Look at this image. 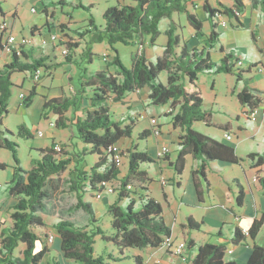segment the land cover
<instances>
[{"label": "trees", "instance_id": "16d2710c", "mask_svg": "<svg viewBox=\"0 0 264 264\" xmlns=\"http://www.w3.org/2000/svg\"><path fill=\"white\" fill-rule=\"evenodd\" d=\"M196 0H134V5L113 6L106 9L102 14L103 25L98 27L90 16L87 28L83 31H75L76 41L70 43L67 48L77 49L79 41L85 36H90L88 42L80 54V60L86 64L92 63V45L106 43L110 49L117 43H143L141 38L149 36L150 45L160 36L158 28L161 19H169V28L165 31L167 43L163 54L155 58V62H149L143 51L132 56L130 69H126L119 59L117 51H114L110 65L115 72L107 69L96 71L89 76H80L77 83V91L72 98H54L45 101L41 108V117L47 119L49 113L56 116L55 127L67 129L69 124L74 128L75 140L82 146L78 152L74 170L69 172V189L77 196L76 209H82L89 216L88 224L82 225L66 218L59 219L53 228L60 239V251L63 258L79 264H107L106 260L118 262L124 257L129 248L146 249L161 247L163 239L171 236L170 229L163 221V210L159 202L146 194V172L142 170L144 165L153 164L155 161L144 151H138L136 146L126 150L127 170L121 175L119 165L107 152L108 147L118 144L124 138H131L134 126L133 120L122 125L121 122L111 120L108 102H122L129 95L143 88H148V99L154 106L169 104L171 111L168 116L172 125L182 130L177 142V156L172 167L175 176L181 177L187 157L199 161L198 168L192 172L193 178L199 175L206 182V169L212 162H224L239 164L241 159L236 155L235 149L214 138L205 136L193 130L195 123L211 124V110L204 108L203 97L197 86L198 78L203 73L213 75L220 73H232L235 67L237 81L246 73L241 67L236 66L238 61L235 54L225 52L222 46L219 51L223 54L219 63L211 60L210 49L220 43L221 33L218 31L216 13L225 15L228 19H235L242 26L238 16L245 11L244 0H230L231 7L218 4L219 8H213L207 0H202V11L205 20L209 24L210 32L206 37L205 44L201 49H189L177 33L179 25L172 20L174 13L184 14L188 25L194 31L197 39H202L203 22L192 12ZM252 7L258 9L264 21V0H251ZM57 5L63 6L62 0ZM76 8L84 7L77 5ZM91 10V7L87 8ZM37 33H32L35 36ZM40 34V33H39ZM2 46V43H1ZM3 49V46H2ZM30 48L21 46L17 54L12 52L10 63L0 69V149L11 152L15 166L10 182L7 184L8 193L17 200L10 214L11 225L0 233L1 246L4 258L0 264H40L44 255L49 252L47 246L41 240L40 231L44 237H48V226L43 220L41 213L48 210L47 203L50 198V181L53 177L67 170L72 160L58 158L53 148L54 142L46 148L34 150L37 154L32 158L31 167L25 170L21 167L17 158L16 144L8 135L13 133L3 127V119L8 113V103L11 97L12 75L15 73H34L41 69L47 72L56 65L46 64L48 57H29L25 51ZM67 63L72 62V56H62ZM251 66L250 68H254ZM82 74H86V67H79ZM165 74V79L160 80V74ZM36 96L33 86L29 94L22 101L24 107H29ZM239 103L248 110L256 108V98L246 90L237 94ZM83 100L88 102L82 116L68 119L66 113L74 112ZM19 138L31 139L33 132L24 125H19L17 134ZM148 131L139 133L138 140H145ZM95 156V163L85 170L86 165L83 157ZM68 156V154H65ZM249 158L256 157L254 154ZM264 163V155L259 156L257 164ZM5 169V164L0 163V170ZM144 169V168H143ZM197 196L200 199L198 183L193 179ZM116 182V197L112 204L106 208L110 216L111 231L105 232L97 226V219L93 207L84 201V195L91 192L94 197L104 191L111 183ZM264 188V179L261 181ZM131 194L137 196L132 197ZM237 203L242 205L243 192L240 189L237 195ZM126 202V203H125ZM264 223V213L259 219L253 221L248 229V235H243L236 229L234 237L236 242L246 243V238L254 241ZM186 227L189 231H197L200 224L187 220ZM108 243L116 250L121 258L116 259L112 255H95V238ZM22 246L20 256L14 257V251ZM194 247L192 240L187 242V264H236L234 261L225 259L223 247L204 244L197 247L195 254L190 257V251ZM136 264H142L143 258L133 254ZM52 264H59L53 260ZM247 264H264V247L252 244Z\"/></svg>", "mask_w": 264, "mask_h": 264}, {"label": "crops", "instance_id": "0c3cea01", "mask_svg": "<svg viewBox=\"0 0 264 264\" xmlns=\"http://www.w3.org/2000/svg\"><path fill=\"white\" fill-rule=\"evenodd\" d=\"M58 1L59 0H17V2L15 3L14 1L0 0V23L5 22L8 27V32L14 35L17 39L29 37L32 33H40V35L43 36V34L46 32L47 35L51 33L65 35L71 43H74L76 41L74 32L85 30L87 28L89 18H85L84 23L75 25L77 21L73 19V15L66 8L73 7V9L76 10L78 9L76 8L77 5H85L83 4L84 0H62L64 3L63 6L57 5ZM207 1L213 8H216L219 3L229 6L232 5V2L230 0ZM244 1L246 4L245 11L238 17L242 26L238 25L237 27L236 25L231 24L230 27L233 29L241 28L250 30L253 46L258 53L256 59L249 62L246 60L245 54L243 55L241 52H234L237 60H241L243 62V66L240 70L246 72L241 76L240 81H237L235 72H237L238 70L235 67V63L233 62L234 69L232 73H220L216 75L206 73L208 76L211 75L213 78L211 85L208 88L209 91H207L206 87L198 86L197 83V86L202 93L204 108L207 110H211L212 113L211 124L209 126H206L202 123L203 131L199 132L205 136H209L233 147L235 149L236 155L241 159V161L239 162V164L212 162L206 169V182L199 175H196L194 178L198 183L200 199L197 196L193 181L194 178L192 175V172L198 168L199 161L191 157H187L185 168L181 177H176L172 167L169 165L176 159V156L171 155L170 147L171 145H174L175 151L177 153L178 138L180 135H182V130L178 127H174L172 125L171 118L168 116L167 111L170 108L169 104L160 105V110L159 112H156V114H148L147 111L150 109V106L152 107L154 105H152L148 99L149 90L146 87L134 93H130L122 100V102H113V104H120L126 109L125 114H122V119H124V121L117 120L118 122H121L122 125L128 124L130 120H133L134 122L131 138H124L117 145L124 146L126 149H130L132 146H136L138 151L146 152L148 156L155 161L153 164L146 167V169L142 168V170L146 172L147 176V181L143 185L146 187V194L160 203L163 210V221L165 225L170 229L172 239L178 242L185 241L186 243L189 240H192L194 247L190 251V257L195 254L197 247L200 245L211 244L223 247L225 250V259L234 261L238 264H247V259L250 254V247L253 243L264 247V223L254 241L246 238V243L236 242L234 237V232L236 229L240 230V232H242L243 230H248L251 227L253 221L259 219L262 213H264V188L261 185V181L264 179V163L257 164L258 157L264 155V147L260 145L264 140V98L262 97V93L264 92V81L261 75L256 74L254 72V69L250 68L251 66L257 65H261L264 67V52L259 43L261 33L258 32V22H260L261 19L263 21V18L260 11L258 9L255 10L252 7L251 0ZM202 2V0H196L194 2L195 7H197L198 3ZM88 4V6L91 7V10L96 9V6H100V3H96L94 0H89ZM125 5H134V0H105L104 6L100 7L101 9H97L100 10V14L102 16L103 12L110 7ZM32 8L35 9V12H32ZM57 9L62 15L60 18ZM37 13H40L42 15L39 20H37L33 15H36ZM175 14L177 13H174L172 15V20L180 27L177 33L181 37L182 41L186 43L189 49H201L205 44L206 37L209 35L204 32L205 25L203 24L202 28L204 34L202 39H197L194 36V31L189 25L187 37L185 38L182 33L183 27L173 18ZM95 23L98 27H101L103 25V20L101 22H98L95 19ZM168 28L169 25L165 30H167ZM217 29L221 33L219 39L220 43L210 49L211 60L215 63H219L223 56L220 51H216L218 49V45L222 46L225 52H233V50L231 51L225 48L222 44L221 38L224 34V30L220 27H218ZM3 38L4 34L0 33V69H2L4 65L10 63L11 61V55L2 49L1 43L3 41ZM89 38L90 36H85L84 39H81L79 41V47L77 49H73V56L71 57L72 62H80V54L82 53V50L85 47L86 42H88ZM159 38L160 37H158V39L156 40L155 46H149L148 40L145 38V36L141 38V42L143 43L142 51L146 59L151 63L154 62L151 61L150 54L151 56H153V58L161 56L167 43V37L163 42L159 41ZM35 40L36 41L34 46H30V49L28 51H25V53L27 56L34 58L46 56L48 57V60L45 61L46 64L56 65L55 68L47 72V77L50 80L49 84L45 82V78L41 77L38 82H34L32 74L26 73H22L19 76H15L13 74L11 78L14 85L20 86L22 88L24 87L26 80L31 79L34 82L32 87H35L36 96L33 99L39 96V105L41 112L42 104L47 100L54 98H72L74 96V93L77 91V85H74V77L72 75V73L74 72V63H67L62 56L58 57L56 55L57 53H60L61 55V50L57 45L50 44L46 46L49 48V51L46 52L44 50V47L38 46L37 38H35ZM196 42H198V44ZM97 45L100 46V49L98 51L96 50ZM109 49V46L103 42L92 45L91 52L96 55L100 54L101 57L104 55H108L107 58L111 59L113 55L111 54ZM70 52L71 49L69 50L68 56H71ZM213 52L216 53L215 58L213 57ZM60 67L65 69V71H63L61 75L57 73V70ZM105 69H107L111 73L115 72L114 67L111 66L110 63L104 64L102 62L100 64V70ZM91 74L93 73H89L88 70L86 74H82L80 70L74 73L77 81L79 80L80 76L85 77ZM221 75H225L226 77H228V81L232 83L229 92L231 95H234L237 101L235 111L228 109V106L224 103H221L218 99L217 81L218 78L221 77ZM56 79L61 80V83L59 85L54 84V80ZM41 88L45 89V94L39 93V90ZM69 90L72 91L71 94ZM242 90H246L252 97L258 100L256 102V108L259 109V114L255 122H252L245 117L247 107L241 105L237 99V94ZM29 91L23 93L25 97L29 94ZM205 96H207V99ZM86 102V100H83L82 105L74 112L68 111L70 112V118L82 116L83 110L88 105V102L87 104H85ZM126 102L128 103L126 104ZM217 110H221L228 116L219 118L218 121H215L214 117L216 114L218 115V112H216ZM139 116H143V118L141 119L139 118ZM146 120H148V123H141L140 127H138L140 122ZM4 121L5 118L3 119V127L5 128ZM67 124H69V122H67ZM197 125H200V123H195L193 125V128ZM155 129H158L160 132L158 136H155L153 134V131ZM36 130L39 129L36 127H33V129H31L34 136ZM62 130L64 129H60V131ZM135 130H137L135 136L138 141L137 143L134 142L133 138ZM143 131H148L149 135L145 140H143L145 144L144 147L140 150L139 142H141L142 140H138V135ZM224 133L229 134L231 136V140L227 141L223 136ZM43 137L47 139V133L43 134ZM57 137L61 139L60 134L57 132H52L51 136L48 135L50 143L52 141L58 142L56 140ZM245 140H251L254 145L251 144L250 148L247 150L245 156L243 157L237 153V148L239 147L240 143ZM164 146L168 148V154L163 159H157V151ZM46 147H48V145L44 144L36 145L32 149H30L37 150ZM4 150L5 149H0V153ZM252 154H254L256 157L249 158L248 156ZM32 158H34V155L31 156V159ZM0 163L5 164V169L0 170V173H5V178L3 179L4 181H2V183L0 182L1 233V231L10 227L11 225L10 214L12 211V207L17 203V200L9 195L7 189V184L10 182L13 175L15 163L12 162L10 163V165H8L1 159ZM126 170L127 167L124 172H121V175H124ZM165 170L170 171L169 176L165 175ZM187 170L189 171L193 187L192 196L188 200L184 198V193L183 195H179L177 197L179 189L183 187V179ZM161 178H164L167 181L165 185L161 184ZM253 179H255L256 181H253ZM240 189L243 192L242 205H239L236 200ZM114 194L116 195V192ZM114 200L115 196L110 197V195H104L101 199L98 200V202L95 203L99 204L98 206L100 207V209H104L106 212L107 206L112 204ZM91 205L93 207V204ZM94 208L95 207H93L95 213ZM189 218L196 223L200 221V228L197 231H189L186 227V223ZM86 224H88V222ZM178 227L181 231V234L179 236L175 235ZM52 231L54 230L52 229ZM110 231L111 228L109 232ZM200 233L203 236L199 235ZM53 237V242L50 244H47V238H45V242L43 241L47 246L49 252L44 255L40 264H52L53 260H55L53 258L51 245L56 244L60 247V239L55 231L53 232ZM97 239H100L99 236L95 238V244ZM106 245L107 246L105 247H108L106 255H112L116 259L121 258L116 254L117 252L114 248H112L108 243H106ZM20 247H18L17 250L14 251V257L20 256V252H16ZM145 250L150 251V253L151 251L153 253H162L164 257L156 259L157 263L160 264H170V262L164 261V258H176L161 247L146 248ZM228 251H231V253L229 254ZM95 255L97 256L96 253ZM4 257V252L0 248V259ZM55 261L59 264H70L69 260H66L64 258H62V260L56 259ZM106 263L117 264L118 262L106 260ZM142 264H146V260L144 258Z\"/></svg>", "mask_w": 264, "mask_h": 264}, {"label": "rangeland", "instance_id": "374dc122", "mask_svg": "<svg viewBox=\"0 0 264 264\" xmlns=\"http://www.w3.org/2000/svg\"><path fill=\"white\" fill-rule=\"evenodd\" d=\"M8 1H14L15 3L17 2V0H8ZM89 0H84L83 7L82 8H78V9H73V7H68L66 8L67 10L70 11V13L73 15V19L75 21H77V23L75 25H80L81 23H84L85 18H90V16L94 19L101 22L102 21V16L100 14V7L104 6V1L105 0H94L96 3H100V6H96L99 9H93L91 11H87L89 8V4H88ZM228 7H231L229 5H226ZM216 8H219L218 5L216 6ZM191 10L193 13H195L197 15V17L203 22L204 26V32L209 34L210 30L208 27V22L205 21V14L202 11V3H198L197 7H191ZM257 10V9H255ZM58 14H59V18L62 16L60 11L57 9ZM256 12V11H255ZM35 16V18L37 20H39L42 15L40 13H37L36 15L33 14ZM174 20L178 23H180V25L183 27L182 29V33L183 36L186 38L187 37V33H188V23L186 21V18L183 14H175L173 16ZM222 18L223 20L227 23V27L222 28L224 30V34L221 38L222 44L225 48L229 49V50H233L234 52L237 53H242L243 55L245 54L246 60L251 62L254 59H256L257 57V51L253 46V41L251 38V34H250V30L249 29H233L230 27L231 24H234L238 27L237 22L235 21V19H228L225 15L222 14ZM170 20L165 18V19H161V21L159 22L158 28L160 31V38L159 41H165L166 37H165V29L168 27ZM96 24V23H95ZM258 32L261 33V38L259 40L260 46L263 48V52H264V23L261 19L260 22H258ZM43 36H47V33L45 32L43 34ZM75 38V37H74ZM145 38L148 40V45L150 46V40L148 35L145 36ZM202 42V41H201ZM198 44V42H196ZM200 44V42H199ZM110 48V47H109ZM100 49V46L97 45L96 50L98 51ZM44 50L46 52L49 51L48 47H44ZM111 54H114V51H117L118 55H119V59L121 61V64L126 68V69H130L131 67V62H132V56L135 53L139 52L138 46L136 43H130V44H121V43H117L113 46V49H109ZM73 48H71V56H73ZM216 51H219V45H218V49ZM100 53V52H99ZM58 57L61 56L60 53L56 54ZM108 57V55H106ZM216 53L213 52V57L215 58ZM264 57V55H263ZM150 59L151 61L155 62V58H153V56H151L150 54ZM112 61V57L111 59H108L106 61H103V56L101 57L100 54H94L92 57V63L91 64H86L84 62H82L80 60L79 65H74L73 70L74 72L72 73L73 77H74V85H77L78 81L75 78L74 73L79 69V67H86L87 70L89 71V73H95L96 71L100 70V64L103 62L104 64H109ZM107 68V67H106ZM63 71H65V69H63L62 67L58 68L57 73L58 74H62ZM22 73H15V76H19ZM29 74V73H26ZM41 78H45V82H47V84H49L50 80L48 79L47 75L42 72V76ZM47 78V80H46ZM165 79V74L162 73L160 74V80H164ZM212 76H208L206 73H203L199 76V79L197 81L198 86H203L207 88V91H209V87L211 85L212 82ZM228 77H226L225 75H221L220 78H218V99L220 100L221 103H224L225 105L228 106V109L235 111L236 106H237V101L234 97V95H231L229 90L231 89V85L232 83H230L228 81ZM61 83V80L56 79L54 80V84L55 85H59ZM34 84V82L31 79L26 80L24 87H20V86H16L12 88V93H11V97L8 103V113L6 115L5 121H4V126L6 129H8L9 131H11L13 133V136L8 135V138L16 144V153H17V158L20 162L21 167H23L25 170L30 168V162H31V156L34 155V158L36 157V152L34 150H31L33 147H35L36 145H44L47 144L48 146L50 145V139H48V135H52V132H57L60 134V138H56V140L58 142H60L62 144V151L60 154L57 155L58 158H69L71 161V163L68 165L67 170L63 173H61L58 176H55L51 179L50 181V187H49V191H50V198L48 200L47 203V208L48 210L44 213H41V216L43 218V220L45 221V223L47 224V228H48V232H50V235H53V232L55 231L53 228V225L62 218H69L71 220L76 221L79 224H86L87 222H89L90 220V216L83 211L82 209H76V205H77V196L74 192H71L69 189V172H72L74 170V166H75V161H77V157L74 156L75 152H78L81 149L82 144L78 141L75 140L74 137V128L72 127L71 124H68L69 127L67 128V130H62L60 131V129L58 130L55 126L54 127H50L49 126V122H54L56 121V116L53 115L52 113H49L47 116V119L42 118L41 116V112H40V100H39V96H37L35 99L32 100V103L29 107H24L22 105V101H20V99L18 98V95L20 93H25L28 92L32 85ZM67 91V88H66ZM70 94L72 93L71 90ZM40 94H45V89L41 88L39 90ZM207 99V96H205ZM83 102V101H81ZM128 102H126L127 104ZM87 104V102L85 103ZM111 110H110V117L111 120L114 121H124V119H122V114H125L126 109L124 107H122L120 104H113L112 101H109L107 103ZM159 106H150V109L147 111L148 114H156V112H159ZM71 112V111H70ZM70 112L66 113V117L68 119L70 118ZM218 112V115L216 114L214 119L215 121H218L219 118H223L225 116H228L227 114H224L221 110L220 111H216ZM40 113V114H39ZM162 118V117H161ZM141 123L146 124L148 123V120L146 121H142L140 122V124L138 125V127H140ZM19 125H24L30 132L31 129H33V127L38 128L39 130L42 131L43 134L47 133V139L44 137H39L37 135H33V138L31 139H24V138H19L16 134H17V130H18V126ZM203 125L202 123H200V125H197L193 128L194 131L200 133L199 131H203L202 130ZM138 129V128H137ZM37 131V130H36ZM137 133V130L134 131V142L137 143V139L135 138ZM201 134V133H200ZM145 142L141 141L139 142V149L141 150L144 147ZM251 144L254 145V143H252L251 140H245L242 141L239 145V147L237 148V153L241 156H245L247 150L250 148ZM262 147H264V140L261 142L260 144ZM119 147L123 150L124 153H126V148L124 146H120ZM31 148V149H30ZM171 149V155L172 156H177V153L175 151V146L171 145L170 147ZM65 154H68V156H65ZM0 159L3 160L4 162H6L8 165H10V163H14L12 154L10 151L8 150H4L0 153ZM37 159V157L35 158ZM84 159V163L86 165L85 170L88 171V169L95 163V156H90L87 155L85 157L82 158V160ZM147 165H144L143 168L146 169ZM127 167V159H126V155L123 159V161L120 163L119 165V169L121 172H124L125 169ZM165 175L169 176L170 175V171L169 170H165ZM5 178V173L1 172L0 173V182L2 183V181H4L3 179ZM117 183L113 182L111 183L109 186L115 188L117 187ZM192 183H191V179H190V175H189V171L187 170L185 175H184V179H183V187H181L179 189L178 195H183L184 193V198L186 200H188L191 196H192ZM111 196H115V194H111ZM132 197L136 198L137 196H135L134 194H131ZM84 201L88 202L90 204H93V207H95V217L97 218V226H99L103 231L105 232H109L111 225H110V216L108 213L105 212L104 209H100V207L98 206L99 204L95 203L98 202L99 199H96L91 192H87L86 195H84ZM100 202V201H99ZM126 203V202H125ZM198 224H200V221L198 222ZM52 229L54 231H52ZM44 232L45 231H38L37 233L39 234L41 240H43L45 242V238L44 237ZM56 232V231H55ZM181 234L180 228L178 227L175 235L179 236ZM199 235H202L201 233ZM203 236V235H202ZM55 243V242H54ZM105 246L106 243L103 242L101 239H97L96 244L94 246V251L97 255H103L105 256L107 251H108V247L106 248ZM52 252H53V258L56 260H62L63 255L62 252L60 251V247L57 246L56 244H52ZM22 247H20L18 249V251L16 252H20V250ZM133 254L136 255H140L142 258H144L146 260V264H160L157 263L156 259L157 258H161L164 257L162 255V253H153L151 251H146L145 249H135V248H129L125 253H124V257L121 261H118L117 264H136L134 261V258L132 257ZM168 254V253H167ZM169 255V254H168ZM164 261L166 262H170V264H183L179 259H167L164 258ZM70 264H79L77 262L74 261H70ZM238 264V263H236Z\"/></svg>", "mask_w": 264, "mask_h": 264}, {"label": "built area", "instance_id": "2783aa9c", "mask_svg": "<svg viewBox=\"0 0 264 264\" xmlns=\"http://www.w3.org/2000/svg\"><path fill=\"white\" fill-rule=\"evenodd\" d=\"M32 12H35V9L32 8ZM235 14L238 17L240 16V14L238 13H235ZM215 17L217 20L218 27L220 28L227 27V23L223 20L221 13L219 12L216 13ZM0 33L4 34L2 46H3V50L7 52L8 54H11L12 52H16L18 54L21 46H26V47L34 46L35 41H36L35 38H37L38 40L37 41L38 46L45 47L50 44H54L60 48L61 56H67L69 54V49L67 48V46L71 42L66 38L65 35H62V34L51 33L47 36H41L40 34H37L35 36H29V37H23V38L17 39L14 35L8 32V27L5 22L0 23ZM137 46L140 52L143 48V45L141 43H137ZM106 60H107V56L104 55L103 61H106ZM236 66L242 67L243 62L241 60H238L236 62ZM253 69L256 74H259L262 76L263 81H264V67L261 65H257ZM41 76H42L41 69H37L34 73H32V78L34 82H38ZM18 97L20 101H23L26 98L23 93H20ZM262 97L264 98V92L262 93ZM170 111L171 109L169 108L167 112L169 113ZM258 114H259L258 108H255L251 111L247 109V112H245V117L249 119L250 121L255 122L257 120ZM139 118L142 119L143 116H139ZM48 124L50 127L55 126V123L51 121ZM153 134L155 136H158L160 132L158 129H155L153 131ZM35 135L39 137H43V133L41 130L35 131ZM223 136L227 141L231 140V136L229 134L224 133ZM53 145H54L53 148L55 151L57 152L62 151L63 147L60 142H54ZM107 152L111 155L113 160L118 165H120V163L123 161L126 155L117 144L108 147ZM167 154H168V148L166 146L161 147L156 153V158L163 159ZM253 181H256V180L253 179ZM166 183L167 181L164 178H161V184L165 185ZM114 193H115L114 188L111 186H108L104 191L96 194L95 198L101 199L104 195H111ZM242 233L243 235H248V230H243ZM53 239H54L53 235H48L47 244L52 243ZM0 246H1V237H0ZM161 248L169 252L172 256L178 258L181 262L183 263L187 262V252H186L187 243L185 241L178 242V241L173 240L171 236H168L163 239ZM228 253L230 254L231 251H228Z\"/></svg>", "mask_w": 264, "mask_h": 264}]
</instances>
